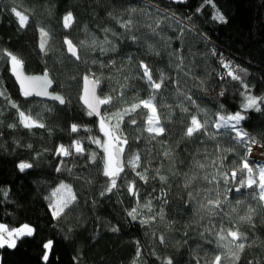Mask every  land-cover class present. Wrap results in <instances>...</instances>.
Returning a JSON list of instances; mask_svg holds the SVG:
<instances>
[{"label":"trees","instance_id":"1","mask_svg":"<svg viewBox=\"0 0 264 264\" xmlns=\"http://www.w3.org/2000/svg\"><path fill=\"white\" fill-rule=\"evenodd\" d=\"M212 3L0 0V223L34 228L0 249L2 264H228L223 231L239 236L233 264H264V203L245 185L254 162L216 128L243 114L242 131L264 146V0ZM14 60L47 73L66 105L21 94ZM85 76L136 158L137 172L115 181L99 120L80 102ZM151 100L159 136L147 132ZM195 120L205 131L190 133ZM60 185L75 200L55 217Z\"/></svg>","mask_w":264,"mask_h":264},{"label":"rangeland","instance_id":"2","mask_svg":"<svg viewBox=\"0 0 264 264\" xmlns=\"http://www.w3.org/2000/svg\"><path fill=\"white\" fill-rule=\"evenodd\" d=\"M17 16L19 17L18 19L21 25L25 26L28 21V18L24 17L20 13H17ZM71 24H72V17L68 16L65 19V27L69 28ZM13 63H14V69H16L18 64L15 60L13 61ZM146 79L153 86L155 90H158L160 88L159 85L153 83L151 76L148 72L146 73ZM143 105L149 110V118L146 123L148 134L152 136L161 135L162 134L161 121L157 109L153 104V100L148 101ZM104 116H106L105 113ZM241 117H244L243 114H237L229 118L218 117L216 128L217 130L230 132L232 134L231 140L235 152L240 156H242L243 158H245L246 160H251L252 162H254V166L245 167V170L248 173L247 179L245 180V185L247 188H252L259 191L264 203V162L255 160L250 155L249 148L246 147L245 145L247 134L244 133L241 129V122H242ZM121 122H122L121 118H116L115 121H111V119L107 117H101V119H99L98 121V128L103 136L102 146L105 153V174L108 177L113 178L114 181L122 173L127 172V170H132L134 172H137L136 158L132 155L130 151H128V142L119 131ZM205 129L206 128L203 122H200L199 120H195L193 122V127L190 130V133L193 134L200 130L205 131ZM253 141L255 144L260 145V147L264 150V146L262 144H259L254 139ZM115 146H121L124 151L125 165L122 169H119L116 164L117 161L114 156V150H113ZM229 179L235 180V173H232L231 177H229L227 180ZM154 194L156 193L154 192ZM53 197H54V204H53L54 216L60 215L75 200V196L72 189L66 185H60L54 191ZM154 197L156 199H160L161 195ZM27 226L28 229L34 230L32 226L30 225ZM28 229H25V225L19 228H9L7 225L0 223V231L6 230L7 233H15L19 235L20 233L25 232ZM33 234L34 231L31 236H33ZM23 237H30V236L24 235L20 237L16 241V245L17 242ZM238 240H239V236L236 232L227 233L223 231L221 233V245L225 250V261H226L225 263L229 262L228 264H233V262H235L236 253L238 252V242H237ZM46 250L47 253L50 254L51 243H48L46 245ZM221 261L222 258H220L218 262ZM0 264H2L1 258H0Z\"/></svg>","mask_w":264,"mask_h":264},{"label":"water","instance_id":"3","mask_svg":"<svg viewBox=\"0 0 264 264\" xmlns=\"http://www.w3.org/2000/svg\"><path fill=\"white\" fill-rule=\"evenodd\" d=\"M41 75L43 74H28L25 71L24 66L18 64L17 68L14 69V72L12 73V78L14 79L21 94L36 98L40 101L57 104L59 106H65L67 100L64 98V96L55 92V83L48 74L47 78L51 82V86L46 90L47 94H37L29 90L27 77ZM80 102L83 108H85L94 118L98 120L101 119L104 107L102 98L100 96L99 85L96 80L89 76H85L82 79ZM113 150L117 161V167L122 169L125 165L124 151L121 146H115Z\"/></svg>","mask_w":264,"mask_h":264},{"label":"snow or ice","instance_id":"4","mask_svg":"<svg viewBox=\"0 0 264 264\" xmlns=\"http://www.w3.org/2000/svg\"><path fill=\"white\" fill-rule=\"evenodd\" d=\"M176 2L186 3L187 0H176ZM206 3L212 5V7L215 8V5L212 3V0H206ZM197 11L199 12L200 9L198 8ZM212 18L220 23H227L225 16L221 14L219 10H216L215 15ZM44 35L46 36L47 34L44 33ZM46 43L47 41L45 40L40 44L41 51L45 50ZM27 81H28L29 90L37 94H47L46 90L51 86V82L47 78V73H44L41 76L27 77ZM247 99H248V103L244 107L251 108L255 106L256 111L259 112L260 108L258 105H256V99L252 97H248ZM241 119H244V117H241ZM25 229H28L27 225H25ZM33 231L34 230L32 229H28L27 231L22 232L19 235L15 233H7L6 230L0 231V249H3L5 246H7L9 249H14L16 247V241L20 237L24 235L31 236ZM48 259H49V253H45V255L43 256V260L47 262Z\"/></svg>","mask_w":264,"mask_h":264},{"label":"bare ground","instance_id":"5","mask_svg":"<svg viewBox=\"0 0 264 264\" xmlns=\"http://www.w3.org/2000/svg\"><path fill=\"white\" fill-rule=\"evenodd\" d=\"M246 147L249 148L250 155L255 159L259 161L264 162V150L260 147V145H257L254 143L253 138L249 135L246 136Z\"/></svg>","mask_w":264,"mask_h":264}]
</instances>
